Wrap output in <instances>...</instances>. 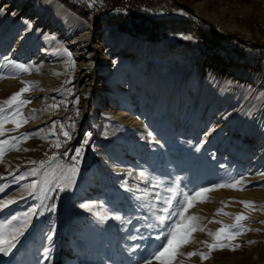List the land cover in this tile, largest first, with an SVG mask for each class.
<instances>
[{
  "label": "rangeland",
  "instance_id": "rangeland-1",
  "mask_svg": "<svg viewBox=\"0 0 264 264\" xmlns=\"http://www.w3.org/2000/svg\"><path fill=\"white\" fill-rule=\"evenodd\" d=\"M52 1L77 17L78 32L89 29L90 40L85 48L93 63L88 70L89 83L82 90L80 87L72 89L68 83L76 67L75 58L66 55L67 70L63 73L61 63H58L62 60L54 62L50 76L59 82L63 79L64 99L48 97L44 108L36 115L31 111L30 122L27 123L29 117L21 116V103L14 114L0 112V133L11 128L8 123L12 119H15L12 129L17 125L22 127L19 129L21 134L10 141L14 145L12 150L6 147V139L11 135L8 132L3 136L0 134V141H5L0 144V161L5 153H14L15 159L26 162V172H29L32 182H36L26 192L21 183L25 179L9 175L0 177V188L4 189L0 192V208L9 202L7 195L27 193L25 203L15 202L0 210V221L17 217L10 228L21 233L14 241L18 253L11 259L14 247L7 254L0 252V264H145V260L163 242V237L160 240L156 238L160 228L154 225L158 223L155 216L164 214L159 211L165 207L164 198L171 195L165 189L178 184L189 193L206 187L225 191L227 187L217 186L242 180V176L255 169L251 168L254 166L253 155L257 156L253 149L248 150V157L243 155L244 163L240 166L227 163L231 161L228 160L230 156L241 158L236 146L230 147L228 142L220 146V142L226 140V131L231 129L230 119L225 120L220 138L216 141L211 138L204 149L202 146L207 134L219 122V116L221 119L223 115L241 111L240 116L233 117L236 120L232 126L239 137L245 136L243 131L249 125L248 115L253 121H264V86L263 89L252 86L264 79V29H261L264 26V3L259 0H183L193 10H187L188 14L174 17L172 21L185 27H199L202 42L187 35L175 36L169 28L166 38L152 42L144 33L150 27L132 30L98 17L96 0ZM198 1L203 2L200 8ZM226 2L236 7L227 9L223 5ZM191 11L205 21L191 16ZM221 26L229 37L213 36ZM104 28L108 29L103 31ZM104 32L118 37V41L111 36L112 42L110 38L103 42V48H112L111 60L116 64L113 69L117 77L111 78L107 85L113 87L119 83L117 85L124 87L119 95L113 94V100L102 109L98 107L102 98L99 91V48L96 46L102 42ZM165 41L171 43L165 49L161 48L163 55L155 52V44ZM138 43L150 47L144 49L147 53L144 59L140 57L142 60L132 63L135 70L129 74V56L135 58L138 55L132 54V49L139 48ZM79 46L82 48V43ZM248 46L257 49L258 53L250 56ZM189 49L192 53L180 54ZM126 50V54H122ZM197 55L202 57L201 60ZM2 58L0 54V77H3L0 83L8 75ZM229 69L248 73L249 78L230 80L222 72ZM107 79L110 80L109 76ZM222 85L227 86V96L218 93ZM8 93V90L0 89V100H8ZM36 101L30 100L29 103ZM120 102L121 107L118 106ZM113 103L118 104L112 106ZM110 105L113 108H109ZM224 107L226 114V111L221 112ZM116 111L130 113L134 121L132 127L124 125V119H116L112 113ZM37 117H49L45 119L49 122L44 130L40 124L32 123ZM120 122L123 126L117 125ZM184 128L189 131L185 135ZM29 130L37 139L35 143L28 142L29 138L25 137ZM65 132L68 136L64 135ZM253 142L255 146L261 144L264 147V136L254 138ZM101 145L107 149L112 165L122 167L121 171L110 172L108 164H103ZM222 147H225L224 151ZM41 161H44L43 165ZM263 169L264 166L259 167L258 171ZM1 172L4 173V169ZM236 173H240L241 178H237ZM230 188L233 195L220 194L222 211L218 215L219 218L226 217V223L220 226L212 223L215 225L212 230L193 231L191 242L179 250L183 253L199 250L208 258L201 260L199 255L190 258L178 255L174 264H264V178L254 179L250 184L238 183ZM95 194H98L100 203L92 206L91 198L94 199ZM240 201L253 204L246 207ZM259 201L263 203L258 205ZM192 203L194 206L185 216L197 217L192 221L195 228L198 227L197 221L200 224L204 217H210L209 223L213 221L212 215L217 214L214 204H205L195 198ZM82 205L88 207L82 209ZM234 206L236 209L231 211ZM29 209L34 210L32 217L29 213L25 215ZM239 214L246 219L237 222ZM116 216L121 219H115ZM234 224L236 228L225 227ZM222 227L225 231L219 237L208 234L209 231L216 233ZM252 238L257 241L263 239L256 242V246H247L246 241ZM209 244L217 247L210 250ZM219 245L225 246L221 248ZM152 264L159 262L153 260Z\"/></svg>",
  "mask_w": 264,
  "mask_h": 264
},
{
  "label": "bare ground",
  "instance_id": "bare-ground-1",
  "mask_svg": "<svg viewBox=\"0 0 264 264\" xmlns=\"http://www.w3.org/2000/svg\"><path fill=\"white\" fill-rule=\"evenodd\" d=\"M5 1H8V0H0V54H2V56H3L2 61H3V65H4V71L6 73H8V75L5 76L4 79L1 81L0 89L1 90H8V92H9L8 96H10V97L14 93L19 92L21 88L27 87L29 89H28V91H25L24 93H22L20 98L18 97L17 100L11 106L4 104V101H2V100H0V106L4 107V109H3L4 113L14 114L19 110L21 100H25V101L37 100L36 103H29L28 102V103L23 104L21 116L22 117H25V116L29 117L30 120L27 121V123H28L31 121V118H32V112L31 111H35V115H36L37 111L44 108V102L47 101L48 97L59 96L60 100L64 99V97L62 96L63 95V91H62L63 79L60 82L58 79L52 80L53 78L50 75H51V67L55 66L54 62H56V61L62 60V62H58L59 64L61 63L60 65L63 68V70H61L62 73H63V71L67 70L66 61L68 60V58L66 57V55H68V53H70L72 55V57L75 58V60H76V67L72 73L71 78L69 79L70 82H68V83H69L70 87L72 86V89H76L78 87L82 88V90L86 89V85L89 83V80L87 77L88 76V70L90 69V67L92 66V63H93L92 62V56L86 51V48H87L86 46L88 45L89 40H90V36H89L90 33L88 32L89 29H85V31L78 32L80 30L79 29L80 26H79L78 20L76 19L77 17L75 15H71L68 11H66L62 7L61 4L53 2L52 0H39V1L38 0H33V1L32 0H9L4 5ZM259 1L264 3V0H259ZM167 2L170 4V8L173 9L175 11V13L157 12L155 17L146 18L145 16H143L142 11H136L135 6H127V9L121 10V11H116V9H114V8H103L102 13L96 14V15L100 18H104L108 22H112V24H117V26H122V27L132 29V30H137L138 28H139L138 30H141L140 27L148 28V27H151L155 22L163 21L165 23L166 29L169 28V31L171 33L173 32V34L175 36L177 34L187 35V37L190 36V38L194 39L197 42H202L200 39V36H199V33L201 32L199 27H195V26L185 27L182 24H177V22L171 21L175 16L180 15V12L183 11L182 9H188L190 7L185 5L183 3V0H167ZM182 4L187 6V7L182 8ZM197 5L202 7L203 2L198 1ZM223 5L225 6V4H223ZM230 7L235 8L236 5H234L230 2ZM230 7H226V8L228 9ZM191 10H193V9H191ZM253 15H255V14H253ZM195 16L197 17V20H201V18L196 13H195ZM239 18L241 19L242 16H239ZM262 19H263V17H262ZM114 26L116 27V25H114ZM106 29H108V28H104L103 31H105ZM261 29H264V26H261ZM213 33H214V31H213ZM114 34H116V33H114ZM102 35H103L102 42L98 43V45L96 47L99 48V57H98L99 62H100L99 91H100V96L102 98L100 101H98L99 102L98 107L103 109L104 107H106V105H105L106 103H110L113 100L112 97H115L114 95H119L120 92L123 91L124 86L117 85L119 83H117L113 87L110 85H107L111 82V80L114 77H117L114 74L115 69H113V65L116 66V64H115V61L111 60L112 48L110 46H109V48H103V42H105V43L108 42L107 39H109L111 36H113L115 38V40L118 41V37L116 35L106 34L105 32ZM217 35L219 37H223V36L227 37L228 36V34H226L224 32V28H222V26L220 28L216 29V34H214L213 36L216 37ZM103 39H106V40L103 41ZM109 40H110V42H112L111 38ZM81 43L83 45L82 48H80V46H79V44H81ZM170 43H171V41H165L164 43H160L158 45L155 44V49H156L155 52L163 55V53L161 52V48L165 49L166 47L169 46ZM146 45H148V44L138 43L139 48L137 47L135 49H132L133 50L132 54L133 55L138 54V55L135 56V58H133L131 55L129 56V62H128L129 63L128 64L129 70L127 71V73L130 74L135 70L133 68L134 65H132V63H135L137 61V59H141V58L144 59V56L147 54L146 52L144 53V51H145L144 49L150 47L149 45L146 47ZM248 47L250 48L249 49L250 56H251V54L254 55L255 53H258L257 49L252 48L251 46H248ZM80 50H81V52H79ZM127 50L125 52H122V54L123 53L126 54ZM38 51L40 53H36ZM187 52L192 53V49H189V51L187 50L185 53L181 52L180 54H187ZM38 54H40V55H38ZM120 56H122V55H120ZM51 57H52V59L49 61V58H51ZM68 57H69V55H68ZM66 58H67V60H66ZM197 58H198V60H201L202 57L197 55ZM162 59L163 60L166 59L169 61L172 60V59H167V58H162ZM8 60H14L18 64H25L26 66H28L29 71L24 72V71H20L16 68H13L11 65L7 64ZM140 61H138V62H140ZM202 63L203 62H201V64ZM222 72L226 76V78H229L230 80L242 79L244 81L245 79L247 80L249 78L248 73H244L242 71L239 72L236 69L235 70L229 69L228 72H226V71H222ZM108 76H109L110 80L107 79ZM89 79H91V78H89ZM24 82H27V83H24ZM253 83H255V82H253ZM263 83H264V79L261 81V83H260L261 85L256 83V85L252 84V86H254L255 88H257V87L262 88L264 86ZM49 87H52V88H49ZM109 87L111 88V90H109ZM219 91H218V93L220 95H224V96L228 95L227 86L225 87L224 85H222V87L219 89ZM83 96H85V94ZM117 104L118 103H113L112 106H115ZM192 105H193V103H192ZM25 106H27V107L24 109ZM118 106L121 107L122 102H120L118 104ZM109 108H113V107H111V105H110ZM224 111H226L225 112V114H226L227 113L226 107L221 109V112H224ZM112 113L115 114L116 119H120V118L124 119V121H122V122L126 123L124 125H126L128 127H132L131 125H133L134 121H133L132 115L130 113H128L127 111H123L121 113L119 111L118 112L116 111V112H112ZM44 114H46L45 110H44ZM240 114H241L240 110L239 111H233V112L229 113L227 116L223 115L221 118L222 121L219 118L220 117L219 116L217 118V120H219V122L216 123L215 129L213 128L207 134L206 139L204 140V144L202 146L203 147L202 149H204L206 147V143L208 142L209 139L212 138L213 139L212 141H216L218 138H220L219 137L220 133L223 131V129H225L223 124L226 122L225 121L226 119H230L231 125L233 126L235 124L234 121L236 120L233 117L234 116H240ZM189 117H190V115H189ZM248 117H249V119H248L249 125H248L246 131H243V132H246V133H244L245 134L244 137H243V135L239 137V135L236 134V132H238V131L237 130L234 131L232 126H230L231 129L226 131L227 132L226 133L227 135L225 136L226 140L220 142V146L224 145L225 142L230 143V147L236 146V152L237 151L239 152L241 158L243 157V155L246 156L248 154L249 149L250 150L253 149V151L257 152V156L253 155V151L251 152L253 155V159H254L253 160L254 166H252L251 168H255V169L251 172L246 173L245 176H242L244 179L239 180V183H242V184H247V183L250 184L252 181H254V179L264 178V169L261 172L258 171L259 167L264 166V149H263L264 147L261 144L260 145L258 144L257 146H255V144L253 142L254 138L256 139L258 136H261V137L264 136V121L263 120H261V122H257L255 120L253 121V118L251 115H248ZM46 118H49V117H46ZM46 118L42 119V118L37 117L36 120L35 119L32 120V123L34 125L40 124L42 126L41 128L44 130V126L49 122V120H45ZM122 122L118 123L117 125L123 126ZM248 122H246V123H248ZM253 123L255 124V126H253ZM13 124H15V119H12L11 122L8 123V125H10L11 128H6L5 130H3L4 132L1 134L3 136V134L8 132L11 135L12 138L8 137L6 139V141H8L6 143V144H8L6 147H11L10 148L11 150L14 149V145H12L10 143V141H13L14 138H17L16 136L21 134L19 129H22L21 126H19V127L15 126L12 129ZM137 124H138V121H137ZM135 125H136V123H135ZM177 125L178 124H176V126ZM176 126H175V128H176ZM98 127L100 128V126H98ZM29 128H32V127L29 126ZM185 128H184V132H183L184 135L189 132V131L187 132V130H185ZM16 129L18 130L17 132H10L9 131V130H16ZM232 130H233V132H232ZM252 133H254V134L252 135ZM221 135H222V133H221ZM33 136H34V133L29 130L28 134H26L25 137L27 139L29 138L30 141H28V142L35 143L37 141V139H36V137L33 138ZM134 136H136V135H134ZM262 143H264V142H262ZM135 144H136V142H135ZM101 147H102V145L100 146V148ZM221 149H222V151H224L225 147H222ZM100 150L102 153L103 164H105V165L108 164V166L110 167L109 171L110 172L121 171L122 167L116 168L114 165H112V161H110L108 159V156H107L108 152H106L107 149H105L103 147ZM221 154H222V152H221ZM1 155L2 154L0 153V156ZM14 155H15L14 153H10V154L5 153V156L0 161V163L3 164L2 166H0V177L2 175H9V177L18 176L19 177L18 179H25L24 181L22 180L21 183H22L25 191L29 192L30 191L29 188L33 187L36 182L35 181L32 182L31 177H29V172H26V171H28L27 167L25 166L26 162L20 158L15 159L13 157ZM247 157H248V155H247ZM241 158L236 159L235 157L230 156L228 158V160H231V161L230 162L227 161V163L233 164L236 166H240L241 164L244 163V157L242 159ZM3 169L5 171L4 173L1 172V170H3ZM239 174L240 173H236L237 178L240 176ZM239 178H241V177H239ZM142 188H144V187H142ZM230 189H231L230 187H227L225 189V191H223L219 188L217 190L215 188H211L210 191L205 192L200 197H196L195 199L197 201H202L205 204H207L208 202H211V204H214L215 208L218 210L221 208L220 203H221L222 198L220 197L221 196L220 194L226 193L228 195H233L234 192H230ZM25 191H23L22 193L16 192L13 195H10V194L7 195L6 200L14 201L12 203H7V206L15 204V202L18 204L25 203L27 201L26 200L27 193H25ZM94 196H95L94 199L91 198L92 206L94 204H96V202H97V204L100 203L98 200V194L97 195L95 194ZM263 196H264V194H263ZM205 197L207 198V200ZM260 203H263V202L259 201L258 205H260ZM261 206H262V204H261ZM4 207L5 206L1 207L0 210ZM82 209H86V208L83 207V205H82ZM235 209H236V206L232 207L231 211H233ZM32 211H34V210L29 209L27 212V214L29 213L31 215V217L33 216ZM31 217H30V219H31ZM209 218L210 217H204L203 219H205V220L200 222V224H199V220H198L197 221V224H198L197 230L201 227H203L205 229V231L206 230H212L215 227L214 224L220 226V225H223L224 223H226V220H227L226 217L219 218V215L216 213L212 215L213 221L210 220V223L208 221ZM212 223H214V224H212ZM262 239L263 238H261V240L257 241L256 239L252 238V240L251 239L247 240L245 244L247 246H256L255 243L256 242L260 243V241L262 242ZM250 241H253V242L250 243ZM18 251H19V249H17V245H15L14 249L10 253L11 254L10 258L13 259V257L18 253Z\"/></svg>",
  "mask_w": 264,
  "mask_h": 264
},
{
  "label": "snow or ice",
  "instance_id": "snow-or-ice-1",
  "mask_svg": "<svg viewBox=\"0 0 264 264\" xmlns=\"http://www.w3.org/2000/svg\"><path fill=\"white\" fill-rule=\"evenodd\" d=\"M66 51V50H65ZM70 56L71 54L68 53ZM8 65H11L13 68H16L20 71L27 72L29 71L28 66L25 64H18L14 60H8ZM3 78V77H0ZM27 83V82H24ZM25 91H28V88H21L19 92L14 93L11 97H9L8 100L4 101V104H7L11 106L18 97L21 96L22 93ZM30 101L21 100L20 103H28ZM3 111V108L0 107V112ZM0 126H2V122H0ZM19 127V125H17ZM63 127V126H62ZM2 134V133H0ZM65 136H68V133H64ZM5 143V141H0V144ZM87 143V141H85ZM59 147V145H57ZM29 149H24V151H28ZM35 163V161H33ZM41 165L44 164V161L40 162ZM33 175H35V170L32 172ZM143 175V173H141ZM239 181H235L233 184H221L217 187H234L235 184H238ZM4 189L0 188V192H2ZM209 188H201L197 191H193L191 193L183 191L179 185H173L172 187H169L165 189V191L171 193L170 196H167L164 198V205L165 207L161 208L159 211L164 213L163 215H156L155 220L158 222L155 227L160 228V233L157 235V239L160 240L161 237H163V242L159 244L156 249L151 253V255L145 260V264H152L153 260L158 261L159 264H174V261H176V258L178 255L186 256V257H192L199 255L201 260L208 258L204 253L200 252L199 250L183 253L179 250L185 246L186 244L190 243V236L193 231H196L197 228H195L192 224V221L196 220V216H185V213L188 211L189 208L193 207L194 204L192 201L196 197H200L203 193L210 191ZM178 197H180L178 199ZM157 199H159V193H157ZM173 201H175V205H173ZM14 201H9L8 203H12ZM223 203V202H222ZM240 203L244 204L246 207L251 206L253 202L250 201H240ZM3 206H7L5 203ZM84 207H88L87 205H84ZM222 211V209L217 210V214ZM227 215V213H225ZM27 215V213L25 214ZM173 217H177L178 219L173 220ZM115 219H121V217L116 216ZM17 219L16 216H12L10 220L6 221H0V252H4L7 254L8 250H10L12 247L15 246L14 241L17 239V236L21 234L20 232L13 230L10 228L12 225V222ZM246 219L243 214H239L236 216L237 222ZM169 221H172L169 223ZM124 223H127L126 221H122ZM227 228H236L237 225H227L225 226ZM199 231H205L203 227L198 229ZM225 228L222 227L221 229H218L216 233L208 232L209 235H214L216 237H219L221 233H224ZM49 240H51V236L48 237ZM253 241H250L252 243ZM203 244H207L206 241H201ZM6 245V246H5ZM225 245H219V247H224ZM209 249H215L217 247L216 244H209ZM238 247V246H237Z\"/></svg>",
  "mask_w": 264,
  "mask_h": 264
},
{
  "label": "built area",
  "instance_id": "built-area-1",
  "mask_svg": "<svg viewBox=\"0 0 264 264\" xmlns=\"http://www.w3.org/2000/svg\"><path fill=\"white\" fill-rule=\"evenodd\" d=\"M127 6H135L136 11H142L143 16L155 17L157 12H172L167 0H96V14L102 13L103 8H114L116 11L127 9ZM187 7L182 4V8ZM224 7H230V2H226ZM233 9V7H231ZM182 10H190L182 9ZM264 17V16H263Z\"/></svg>",
  "mask_w": 264,
  "mask_h": 264
},
{
  "label": "trees",
  "instance_id": "trees-1",
  "mask_svg": "<svg viewBox=\"0 0 264 264\" xmlns=\"http://www.w3.org/2000/svg\"><path fill=\"white\" fill-rule=\"evenodd\" d=\"M161 24H163V26H165V23L163 21H158L155 24H153L149 29H146V32H144V33H146L145 36H147L148 41L156 42L158 39H163V38L167 37L165 29L161 30L159 28V27H161ZM109 25H112V24H109ZM165 28H166V26H165Z\"/></svg>",
  "mask_w": 264,
  "mask_h": 264
},
{
  "label": "crops",
  "instance_id": "crops-1",
  "mask_svg": "<svg viewBox=\"0 0 264 264\" xmlns=\"http://www.w3.org/2000/svg\"><path fill=\"white\" fill-rule=\"evenodd\" d=\"M217 1H218V0H217ZM197 6H199V5H197ZM199 8H200V6H199ZM191 12H192V14H193V15H191V16L196 17V16H195V13H194L193 11H191ZM182 14H184V15L188 14V13H187V10H185V11H184V10L181 11V12H180V15L175 16V18H176V17H183ZM181 15H182V16H181ZM196 18H197V17H196ZM200 18H201V17H200ZM201 20L205 21V20L202 19V18H201ZM171 21H172V20H171ZM199 21H200V20H199ZM173 22H174V21H173ZM175 22H177V21H175ZM155 23H156V22H155ZM155 23H154V24H155ZM173 25H174V24H173ZM159 28H160L161 30L165 29V32H166V33H167V31H168V30H166L165 26H163V24H161V27H159ZM213 28H214V27H213ZM212 31H213V30H211L210 32H212ZM212 33H213V32H212ZM200 39H201V38H200ZM215 48H217V47H215Z\"/></svg>",
  "mask_w": 264,
  "mask_h": 264
}]
</instances>
